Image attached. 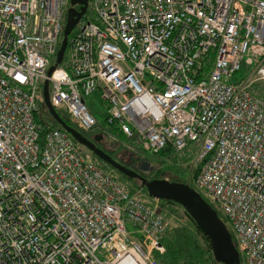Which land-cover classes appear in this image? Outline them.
Returning <instances> with one entry per match:
<instances>
[{
    "label": "built area",
    "instance_id": "obj_1",
    "mask_svg": "<svg viewBox=\"0 0 264 264\" xmlns=\"http://www.w3.org/2000/svg\"><path fill=\"white\" fill-rule=\"evenodd\" d=\"M70 7L0 0V264H159L165 251L169 220L142 189L66 131L41 135L47 78L51 105L80 131L113 127L138 151L190 157L240 264H264V0H89L48 77Z\"/></svg>",
    "mask_w": 264,
    "mask_h": 264
},
{
    "label": "water",
    "instance_id": "obj_2",
    "mask_svg": "<svg viewBox=\"0 0 264 264\" xmlns=\"http://www.w3.org/2000/svg\"><path fill=\"white\" fill-rule=\"evenodd\" d=\"M89 0H70L71 7L67 10L66 22L63 29L62 40L56 55V63L52 65L47 76L50 77L56 66L64 58L68 38L80 18L88 8ZM75 6H79L78 9ZM43 105L51 118L66 131L73 140L80 146L89 150L102 162L117 170L120 174L140 181L147 194L156 200L170 201L178 204L200 227L208 238L214 260L220 264H240V254L232 240V235L226 224L220 219L217 211L192 187L188 184L168 181L166 179H147L136 171L118 163L108 153L98 148L91 140L75 128L69 126L53 108L49 100V80L43 81L42 85ZM143 172L152 171L153 167L149 162L143 161L140 164Z\"/></svg>",
    "mask_w": 264,
    "mask_h": 264
},
{
    "label": "trees",
    "instance_id": "obj_3",
    "mask_svg": "<svg viewBox=\"0 0 264 264\" xmlns=\"http://www.w3.org/2000/svg\"><path fill=\"white\" fill-rule=\"evenodd\" d=\"M41 87L39 89L37 101L39 104V110L35 114V120L41 126V135L47 130L51 128H57L63 130L49 115L47 109L43 105L41 101ZM92 99L95 97H91ZM88 103V102H87ZM89 109L92 114L96 117L99 125L104 127L105 124V112H103L98 103L95 100H92L88 103ZM43 113V116L40 114ZM60 117L71 127L75 128L79 132H81L76 123L64 112L58 111ZM107 131L109 135H111L112 139L119 141V143L123 146H131L134 150L138 151L139 146L133 140L127 139L121 133H118L115 128L110 127L104 129ZM84 136L87 137V134L81 132ZM131 152L129 149H127ZM133 153V152H132ZM139 154H143L144 158L149 160L152 158V163H154V167H157L156 172L150 178H161L162 175H170L175 182H181L188 184L190 187L193 186V178L199 171V166H193L189 159L190 157H178L174 151H172L169 147L160 151L156 154H148L145 152H141ZM154 155V156H153ZM95 157L100 162H102L99 158H97L94 154H92V158ZM157 157V158H155ZM143 158V159H144ZM142 159V158H141ZM104 163V162H102ZM109 169L115 170L109 165L105 164ZM119 173L117 170H115ZM153 172V171H152ZM151 173V172H150ZM123 177V180L118 177L121 181L127 183V185L131 188H139L145 189L140 181L136 179H130L119 173ZM146 178V176H145ZM164 203L177 205L176 203L170 201H163ZM181 207V206H179ZM161 210V209H160ZM162 211V210H161ZM163 212V211H162ZM183 212L190 219L193 228H195V232H192L190 229L184 230H174L170 226L161 241L165 251L160 254L155 252L153 254V258H155L159 264H220L217 263L212 255L211 247L208 238L202 232L200 227L194 222V220L183 210ZM165 214V212H163ZM166 215V214H165ZM219 216V215H218ZM168 218V216H166ZM220 217V216H219ZM169 220V218H168ZM223 220V219H222ZM224 221V220H223ZM191 228V227H190ZM130 234H136L134 231H130ZM198 234V235H197ZM235 244V243H234ZM236 247V244H235Z\"/></svg>",
    "mask_w": 264,
    "mask_h": 264
},
{
    "label": "rangeland",
    "instance_id": "obj_4",
    "mask_svg": "<svg viewBox=\"0 0 264 264\" xmlns=\"http://www.w3.org/2000/svg\"><path fill=\"white\" fill-rule=\"evenodd\" d=\"M89 12V9L87 11V14ZM246 58V57H245ZM250 68H247L246 65H242L240 71L234 73L232 75V77L229 79L231 82H238L240 80H242L243 78L247 77V75L249 74ZM41 101L43 102V98H42V91H41ZM87 102L90 103L92 100H95V102H97L96 98H91L88 97ZM43 116V113H40ZM87 135H92V134H96L95 130L91 131V132H85V131H81ZM115 144V148L110 147L108 150V154L115 159L118 163L128 167H139V160L141 158H144L143 154H139L140 151H136V153H132L129 152L124 145L122 146L119 141H116ZM82 147V146H81ZM82 150L87 153L88 155L92 156V153L87 150L86 148L82 147ZM107 153V152H106ZM145 159V158H144ZM92 162H95L96 164L104 167V168H108L105 163L100 162L98 159H96L95 157L91 158ZM131 169V168H130ZM111 170V169H110ZM133 170V168H132ZM157 167L153 168V172L149 173L147 177H152L154 175V173L156 172ZM112 174H114L115 176L121 178L123 180V177L121 175H119V173H117L115 170L111 171ZM159 179H166L168 181L173 180L172 177L170 175H162L161 178ZM144 192V200L145 202L150 205V206H158L163 212H165L166 216H168L169 218V226L174 229V230H184V229H190L192 232H195V228H193L192 223L190 221V219L188 218V216L183 212V208L179 207L177 205H172V204H168V203H164L163 200H156L153 197L149 196L146 192L145 189H142ZM200 195L203 196V193L201 191H198ZM208 203L217 211V214L220 216V219L226 224L228 230L230 231L231 235H232V240L233 242L236 244V237L235 234L232 232L229 223L227 222V219L225 218L224 214L221 212V210H219L216 205L214 203H212L211 201H208ZM191 227V228H190ZM129 231H133V229L128 226ZM198 235V234H197ZM135 237V236H133Z\"/></svg>",
    "mask_w": 264,
    "mask_h": 264
},
{
    "label": "flooded vegetation",
    "instance_id": "obj_5",
    "mask_svg": "<svg viewBox=\"0 0 264 264\" xmlns=\"http://www.w3.org/2000/svg\"><path fill=\"white\" fill-rule=\"evenodd\" d=\"M76 8H78V7L76 6ZM87 138L89 140H91L98 148L102 149L103 151H105L107 153H108V151H109L108 149L110 147L115 148V144H114L115 140L114 139H112L111 137H108V136L101 135L98 132H96V134L87 135ZM155 158H157V157H155ZM143 161L149 162L150 165L154 168L155 165H154V163H152V158H150L149 160L142 158V159L139 160V167L128 166V168H131V169L133 168L134 171H136L137 173H139L140 175H142L144 177L146 176L147 179H153V178L147 177L148 174L150 172H152L153 170L152 171H148V172H143V171L140 170V164Z\"/></svg>",
    "mask_w": 264,
    "mask_h": 264
}]
</instances>
